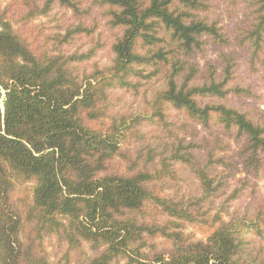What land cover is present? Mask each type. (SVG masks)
<instances>
[{
  "label": "trees",
  "instance_id": "obj_1",
  "mask_svg": "<svg viewBox=\"0 0 264 264\" xmlns=\"http://www.w3.org/2000/svg\"><path fill=\"white\" fill-rule=\"evenodd\" d=\"M221 1L0 4V264H264V0Z\"/></svg>",
  "mask_w": 264,
  "mask_h": 264
},
{
  "label": "rangeland",
  "instance_id": "obj_2",
  "mask_svg": "<svg viewBox=\"0 0 264 264\" xmlns=\"http://www.w3.org/2000/svg\"><path fill=\"white\" fill-rule=\"evenodd\" d=\"M7 2H8V0H0V4L1 5H4ZM218 2L220 3L222 1L218 0ZM249 2H250L249 0H242L241 1V4L239 6V13H238V15L235 18L229 19L228 17L224 16L223 17V21L225 22V24L228 23L229 26H232L233 24H238L239 22H241L244 19L243 10L248 6ZM221 12H223V8L222 7L219 8V13H221ZM38 23H39V21L37 22V24ZM232 51H235V52H237L239 54L238 50H236V49H232ZM209 59L215 60V56L210 54ZM249 80H251L254 83V85L257 86V89H258L259 93H261V94L264 93L263 87L261 85H259V83L257 82L256 78H250ZM249 104H250V106H255L259 110H264V105H255L253 102H249ZM257 189H258V192H259L258 196L262 195L264 193V182L258 181V188ZM253 205H254V199H252V200L249 199V200L238 202L235 205H232V207L230 208L229 211L231 212V210L232 209L234 210V207H236V208L239 209V212H242L245 209L249 210ZM187 232H193L191 227L187 228ZM54 244H55L54 240H47L46 241L47 249H48V251H49V253L51 255H54L56 253V250L54 249Z\"/></svg>",
  "mask_w": 264,
  "mask_h": 264
}]
</instances>
